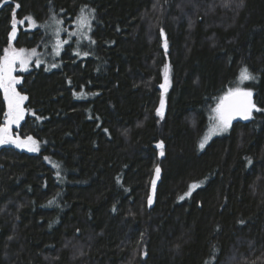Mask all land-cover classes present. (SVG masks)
Returning <instances> with one entry per match:
<instances>
[{"label": "trees", "instance_id": "trees-1", "mask_svg": "<svg viewBox=\"0 0 264 264\" xmlns=\"http://www.w3.org/2000/svg\"><path fill=\"white\" fill-rule=\"evenodd\" d=\"M0 4V60L11 44L39 53L45 25L95 11L87 55L68 46L59 68L22 73L19 132L41 148H0V264H264V0ZM13 12L35 21L14 40ZM244 68L261 110L201 148ZM7 111L0 88V128Z\"/></svg>", "mask_w": 264, "mask_h": 264}, {"label": "snow or ice", "instance_id": "snow-or-ice-1", "mask_svg": "<svg viewBox=\"0 0 264 264\" xmlns=\"http://www.w3.org/2000/svg\"><path fill=\"white\" fill-rule=\"evenodd\" d=\"M9 2V0H5V3ZM3 5L0 4V7ZM16 8H19L20 5L16 4ZM25 20L31 21V23L34 25L35 21L32 20L31 17L24 18L23 20H20L19 23L23 24ZM17 20L15 18V12H13V20H12V33L11 37L14 39L16 35V25ZM58 23H60L58 21ZM79 23L81 25L90 27V19L89 17L82 14L79 17ZM60 42L58 41L57 47L59 48ZM165 49L167 48V42L165 41L164 44ZM5 54L3 56V59L0 60V88L4 89L5 92V99L8 101V112L6 113L7 118V124L0 128V143H15L17 147H27L29 151H38V142L35 141L32 137H27L26 140H19L17 138L16 140H11L10 136V128L13 124H18L21 119L24 117L25 110L22 107V103L24 100L27 99L26 96H21L15 89L14 85L18 83L19 81L15 76L12 75V73L15 71V65L17 62L20 64L22 70H27V66L31 61V56L35 55V49L31 51L29 54H25V49H5ZM87 55V53H85ZM39 65V61H37V66ZM55 67V65H53ZM168 72L169 69L165 68V84H162L161 87L166 89V86L169 84L168 80ZM255 77L248 71L247 68H244L240 72L239 80L242 83L246 80H254ZM253 93L251 90H244L241 87H235L230 88L224 97L221 98L219 104L214 109L216 115L213 117L215 120V124L213 125V128L210 130V134L217 132V131H226L231 126V121L236 116H241L244 119H248L252 111L255 109L256 111H260L261 109L257 108L256 105L252 101ZM164 104L163 101L161 102V109H163ZM159 115H163L162 111L158 110ZM106 131V130H105ZM210 138V136H206L204 138V141L200 144V147H204V143L207 142V140ZM158 147L161 148V155H163V144L161 143L158 145ZM58 167V165H56ZM160 169L159 167L156 168V175L157 178L159 177ZM153 183V192L155 191V180ZM199 185L193 184L191 185L192 189H195ZM185 195H191V191L186 193ZM184 197H181L183 199ZM149 203L151 204V198H149Z\"/></svg>", "mask_w": 264, "mask_h": 264}, {"label": "rangeland", "instance_id": "rangeland-1", "mask_svg": "<svg viewBox=\"0 0 264 264\" xmlns=\"http://www.w3.org/2000/svg\"><path fill=\"white\" fill-rule=\"evenodd\" d=\"M82 11H83V14L85 16L89 17V19H90V27L81 25L79 23V17L81 16V14H82L81 12ZM62 20H60V23H58L59 20L57 19V21H54L52 25H45V29L46 30H49V31L51 30V32H52V34H54V36H52L51 38H49V40L45 44L44 49H42V50L39 51L40 54L35 52L36 54L31 56V61L28 64L26 71H28L33 66V63L34 62H35L34 65L37 66V61H39V65L44 64L49 69L59 68L62 65V63H63V58H62L63 57V54L62 53H64L66 51V49H67L68 46H72V49L74 50V52L75 53H79L80 55H84L85 54V52H84L85 51V47H87V48L88 47H91V45L93 44V29H94V20H95V11H94L93 8L87 7L85 9H82L80 11V13H79L76 21L74 22L73 27H70V25H67L65 23L64 19H62ZM17 22H18V20H17ZM18 24H19V22L16 25V29L17 30H16L15 38H16L17 33H18ZM58 41L60 42L59 48L57 47ZM11 48H15L13 46V44H11L6 49H11ZM16 49H18V48H16ZM25 50H26V53H25L26 55L29 54V53H31V51H32V50H28V49H25ZM2 59H3V57H2ZM53 65H55V67H53ZM14 67H15V71L12 73V75L15 76L17 78V80L19 81L18 83H16L14 85V87H15L16 91L21 96H26V95H23L19 91V89H18V87L21 84L22 79H23L22 73L25 72V70H22V68H21V66H20V64L18 62H17V64ZM166 67L169 69V72H168L169 84L166 86V89L167 90H165V88H162L161 87L162 84H165V68ZM162 78H163V81H162V84L160 85V87H161L162 91L164 93H166L170 89V87H171V67H170L169 64H166L163 67V75H162ZM244 82L245 81H243L241 83L240 80H239L238 83L234 87H232V88L241 87L244 90H247L246 88L243 87ZM2 90L4 91L3 88H2ZM224 96H222V97H224ZM222 97H220L219 100L217 101V104L215 105V108L219 104V102H220V100H221ZM25 103H26V100H24L23 103H22V107L25 110L23 119H21L18 124L11 125V128H10V136L11 137H14L15 140L17 138H19V140H26L27 137H31V136L22 137L20 135V132H19V127H20L21 123L24 121V119L26 118L27 112H28V110L25 107ZM215 115H216V113L213 110L212 118H211V124H210L209 128L207 129V132L205 133L206 135L204 136V138L206 136H210V138L207 140L206 143H204V147L215 136L220 135V134H224V133L228 132L231 129V126H230L226 131H222V132L221 131H217V132H214V133H211L210 134V130L213 128V125L215 124V120L213 119V117H215ZM6 124H7V118L5 116V121H4V124L1 126V128L4 127ZM231 125H232V122H231ZM204 138H203L202 142L204 141ZM35 141H37V140H35ZM8 145L14 146L17 149L24 150V151H28V152H38V151H40V148H41V144L39 142H38V148H39L38 151H29L27 147H17V145L15 143H12V142H9V143H0V148L3 147V146H8ZM47 161L53 167L54 166L56 167V163L57 164L60 163V165L63 166V163H61L60 161H57L56 159H54V158H52L50 156L47 157ZM57 168H59V166L56 167L55 170ZM56 174H57V178H58V180H59V182L61 184H64L67 181V173H66V171H65V173L63 172L64 179H62V177L60 176V174L58 172V169L56 170ZM160 177H161V170H160V173H159V177L158 178H157V175L155 174V180H156V182L159 181ZM50 204H52V203H50Z\"/></svg>", "mask_w": 264, "mask_h": 264}, {"label": "water", "instance_id": "water-1", "mask_svg": "<svg viewBox=\"0 0 264 264\" xmlns=\"http://www.w3.org/2000/svg\"><path fill=\"white\" fill-rule=\"evenodd\" d=\"M3 98H4L5 105H6V107H7V110H9V109H8V101L5 99V92H4V91H3ZM252 101H253V103L255 104V101H254V97H253V96H252ZM255 105H256V104H255ZM256 107H257V105H256ZM257 108H258V107H257ZM255 112H256V110L254 109V110L252 111L251 116H250L248 119H244V118L241 117V116H236V117L232 120V122L241 121V122H244V123H249L250 121H252ZM11 140H15V138H14V137H11ZM154 196H155V195L153 194V196L151 197V204H150V206H153Z\"/></svg>", "mask_w": 264, "mask_h": 264}, {"label": "flooded vegetation", "instance_id": "flooded-vegetation-1", "mask_svg": "<svg viewBox=\"0 0 264 264\" xmlns=\"http://www.w3.org/2000/svg\"><path fill=\"white\" fill-rule=\"evenodd\" d=\"M232 122V121H231Z\"/></svg>", "mask_w": 264, "mask_h": 264}]
</instances>
